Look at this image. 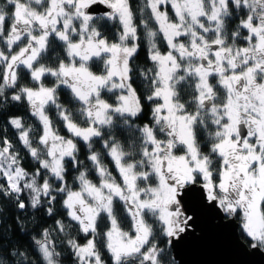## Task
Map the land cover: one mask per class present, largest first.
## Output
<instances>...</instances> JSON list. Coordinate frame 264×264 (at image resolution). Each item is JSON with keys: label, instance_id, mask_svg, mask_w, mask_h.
<instances>
[{"label": "snow or ice", "instance_id": "snow-or-ice-1", "mask_svg": "<svg viewBox=\"0 0 264 264\" xmlns=\"http://www.w3.org/2000/svg\"><path fill=\"white\" fill-rule=\"evenodd\" d=\"M139 12L143 35L130 0L0 6V104L27 102L39 126L37 138L22 118L8 117L36 168L26 171L0 137V198L52 217L62 194L69 223L56 220L55 230L69 236L76 264H165L157 234L170 245L192 226L183 193L202 181L209 204L239 216L241 233L264 248V0H143ZM112 29L114 40L106 34ZM241 39L246 46H237ZM145 44L153 67L138 69ZM97 60L100 74L91 70ZM25 78L36 86L21 84ZM149 111V122L137 125ZM125 132L132 151L118 138ZM93 172L99 184L89 179ZM127 220L131 231L122 226ZM32 246L38 264H60L52 230Z\"/></svg>", "mask_w": 264, "mask_h": 264}, {"label": "trees", "instance_id": "trees-1", "mask_svg": "<svg viewBox=\"0 0 264 264\" xmlns=\"http://www.w3.org/2000/svg\"><path fill=\"white\" fill-rule=\"evenodd\" d=\"M143 0H130V3L136 13V22L139 27V34L143 35L144 29L142 26L139 25V21L142 18V14L139 12V8L142 4ZM0 5L6 6V0H0ZM11 11L10 8L7 9ZM170 17H172V11L169 7L168 9ZM235 23V22H234ZM115 29H112L111 32L106 33L109 36L110 40H114L113 33ZM161 51H165V47H161ZM147 54V45L145 44L143 49L139 52L137 59L135 61L137 68H151L153 67L151 61L146 59ZM42 63L51 65V62L48 60H42ZM91 70L96 73L100 74L103 71V62L102 61H95L91 65ZM213 82V81H212ZM21 84H27L28 86H35V82L31 81L30 78H25L20 81ZM45 84L51 85V79L46 80ZM12 95V91H7V96L10 97ZM104 98L109 99L110 103L115 101V97L111 93H106ZM54 111V110H53ZM10 116H18L22 118L25 127L31 126L33 128V136L38 138L39 126L38 121L31 115L29 111V107L27 102L19 103V102H9L7 105L0 104V137L7 136L8 139L13 143L14 147L18 151L22 166L28 172H34L36 168V162L31 159V157L27 154V150L23 148L21 144L18 142V133L14 128L7 125L6 121ZM151 118L150 111L145 114L144 119H138L135 121L137 125H142L144 123L149 122ZM82 123V122H81ZM60 133L63 135H68L66 130L60 129ZM129 135L128 132H125L123 136H118L121 140V143L125 144L126 151H132L130 147H128V141L125 139ZM138 135V134H137ZM94 147L100 151L102 148L100 145H94ZM138 151V148H137ZM207 152V149H204ZM103 159L105 162L108 163L111 170L114 171L113 164L111 163L109 157L104 156ZM134 159H139V156H135ZM75 175V174H74ZM94 182H97L99 178L93 172L89 176ZM218 179V177H217ZM200 182V181H198ZM6 181L0 178V184H5ZM74 182L69 180V185L73 186ZM55 186V185H54ZM78 187V185H74ZM55 194V193H54ZM25 200H28V194L25 192L23 193ZM15 198L13 197V200ZM43 207L46 209L48 207L46 201L43 203ZM55 215L52 217H48L46 212L43 211H36L29 207L25 211H18L15 207L12 206L11 202L8 198L3 197L0 198V235L6 237L2 242L6 247L0 249V259H3L5 264H28L30 261L31 264H38V253L34 252V246H32V238L36 237L39 238V233L42 232L44 228H48L52 230V236L56 241V250L57 252L61 253L59 259L60 264H76V260L74 255L71 253V249H69L66 245V240L69 238L68 235L65 233H60L55 230V221L62 220L66 225L69 223L67 219V214L64 208L62 207V194L58 198L56 204H54ZM14 218H18L19 223H17ZM238 219V218H237ZM239 220V219H238ZM39 225V227H37ZM123 228L125 231H131V221L127 220L123 223ZM7 229V231H5ZM19 229V230H17ZM68 233L71 236H76V232L73 228L67 229ZM241 237L249 243V239H246L245 236L241 233L239 228ZM27 233L25 236L24 233ZM83 234H81L82 236ZM168 238L163 237L160 234H157L156 242L159 246L164 249L165 255V264H178L177 261L173 258L172 251L169 247L167 242ZM9 241H11V245L9 246ZM80 243H85V240L80 238ZM264 250V248H263ZM12 251L24 253L27 256V260H25L21 256L12 255L11 257L7 255V252Z\"/></svg>", "mask_w": 264, "mask_h": 264}, {"label": "water", "instance_id": "water-1", "mask_svg": "<svg viewBox=\"0 0 264 264\" xmlns=\"http://www.w3.org/2000/svg\"><path fill=\"white\" fill-rule=\"evenodd\" d=\"M182 204L193 222L169 245L178 264H264L263 248H253L241 237L235 216L209 204L200 182L188 186Z\"/></svg>", "mask_w": 264, "mask_h": 264}, {"label": "rangeland", "instance_id": "rangeland-1", "mask_svg": "<svg viewBox=\"0 0 264 264\" xmlns=\"http://www.w3.org/2000/svg\"><path fill=\"white\" fill-rule=\"evenodd\" d=\"M0 6H2V5H0ZM4 6V5H3ZM174 14L172 13V16H173ZM247 33L246 32H243L242 33V35H246ZM230 43H231V41H229ZM237 46H246V41H243L242 39L241 40H239V41H237ZM18 50V49H17ZM165 51H167V48L165 47ZM214 81V80H213ZM214 83H215V81H214ZM47 85V84H46ZM36 86V85H35ZM47 86H51V85H47ZM218 94H219V96H220V100L222 101L223 100V90L221 89V90H219L218 91ZM106 99V98H105ZM61 134V133H60ZM61 135H63V134H61ZM67 136V135H66ZM161 138H163V137H161ZM96 149V148H95ZM97 151H100V150H98V149H96ZM177 155H181V154H183L182 152H177L176 153ZM81 159H83V157H81ZM110 159V158H109ZM104 160V159H103ZM104 163L109 167V169L111 170V168H110V166L108 165V163L107 162H105V160H104ZM113 167H114V171H112V173H113V175L117 178V180H119V173L115 170V166H114V164H113ZM29 173H32V172H29ZM89 179H91L90 177H89ZM92 180V179H91ZM218 180V179H217ZM93 182H94V180H93ZM94 183H97V184H99V180L97 181V182H94ZM200 183L202 184V181H200ZM141 186H144L143 184H141ZM27 193V192H26ZM28 194V193H27ZM239 223H240V219H239ZM253 242L250 240L249 241V244H252Z\"/></svg>", "mask_w": 264, "mask_h": 264}, {"label": "flooded vegetation", "instance_id": "flooded-vegetation-1", "mask_svg": "<svg viewBox=\"0 0 264 264\" xmlns=\"http://www.w3.org/2000/svg\"><path fill=\"white\" fill-rule=\"evenodd\" d=\"M242 40H243V39H242ZM213 83H214V81H213ZM218 91H219V90H218ZM178 152H179V151H178ZM180 152H182V151H180ZM235 217H236V219H237V218L240 219L239 216H235ZM238 219H237V220H238ZM238 221H239V220H238Z\"/></svg>", "mask_w": 264, "mask_h": 264}]
</instances>
